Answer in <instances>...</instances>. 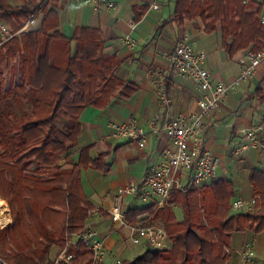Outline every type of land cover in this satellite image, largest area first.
I'll use <instances>...</instances> for the list:
<instances>
[{"label":"trees","instance_id":"1","mask_svg":"<svg viewBox=\"0 0 264 264\" xmlns=\"http://www.w3.org/2000/svg\"><path fill=\"white\" fill-rule=\"evenodd\" d=\"M21 3L13 7L0 0V23L12 35L0 47V109L8 110L0 123V198L11 218L0 227V264H44L53 245L61 249L73 234L87 229L93 208L82 190V172L110 170L104 161L107 152L91 160V147L80 150L70 169L62 168L61 161L78 145L80 114L88 106L104 110L114 96L127 99L137 87L114 75V57H102L100 31L84 27L67 38L50 9L54 0ZM36 12L41 14L39 25L17 35ZM261 14L260 4L245 6L241 0H176L173 19L181 24L184 18L199 16L206 32L219 31L222 48L233 56L264 48ZM256 94L264 102V90ZM13 107L20 109L18 117ZM62 119L70 120L67 129L60 126ZM249 181L256 210L247 212L230 211L235 191L224 180L173 189L169 204L178 205L181 218L170 210L163 224L171 249L146 248L122 264H227L235 234L264 231V175L252 170ZM148 210H128V223L135 224ZM69 252L74 256L69 264H94L92 252L83 245Z\"/></svg>","mask_w":264,"mask_h":264},{"label":"crops","instance_id":"2","mask_svg":"<svg viewBox=\"0 0 264 264\" xmlns=\"http://www.w3.org/2000/svg\"><path fill=\"white\" fill-rule=\"evenodd\" d=\"M8 2L13 7L22 4L21 0ZM251 2L259 4L254 0ZM175 7L176 0H118V8L106 12L95 10L91 0H54L50 7L58 16L59 32L67 38H72L84 27L100 31L104 38L102 57H114L117 61L114 75L137 87L136 93L127 99L114 96L104 110L86 107L78 119L81 126L78 145L70 158L61 161L62 168L70 169L85 147H91L88 153L91 160L107 152L104 161L110 167L108 173L88 168L81 175L83 193L93 208V214L87 216V228L96 230L104 239L107 254L104 264H111V253L115 258H122L123 243L128 240L130 232L128 227L163 228L168 212L180 209L177 204H169V200L158 206L157 199L151 195L145 201L139 195L127 196L122 200L121 212L149 208L148 212L135 224L128 223V227H117L111 221L113 197L128 183H140L145 179L162 162V154L170 146V139L164 133H152L149 123L155 121L161 125L167 117H179L197 108V90L170 65L176 46L185 42L195 50H203L207 55L205 69L213 82L222 83H228L239 75L242 69L239 60L251 51L248 48L229 56L222 48L219 31L206 32L199 16L184 18L178 24L173 19ZM131 40L134 45L130 44ZM257 89L264 90V61L250 80L241 83L236 91L228 92L204 120L201 133L203 147L218 159L219 165L213 177L201 182L198 188L212 181L224 180L234 187L233 200L253 197L249 176L252 170L264 175V149L242 151L240 147L243 145L242 131L257 127L264 112V102L259 100ZM130 117H134L146 132V143L142 148L134 141L113 135L110 124L127 122ZM177 178L184 185L187 173L182 171ZM136 200L146 204L138 205L134 203ZM7 210L6 217L0 220L1 227L11 220L8 207ZM251 240L256 257L263 258L264 231L254 235L251 230H245L234 235L233 254L230 253L227 264H239L238 249ZM58 248L53 245L49 249L44 264L51 263Z\"/></svg>","mask_w":264,"mask_h":264},{"label":"built area","instance_id":"3","mask_svg":"<svg viewBox=\"0 0 264 264\" xmlns=\"http://www.w3.org/2000/svg\"><path fill=\"white\" fill-rule=\"evenodd\" d=\"M94 9L101 12L114 11L118 8V0H91ZM163 1V0H154ZM243 5L253 0H241ZM262 7L260 23L264 25V0H254ZM35 24L34 17H29L21 31H26ZM12 35L8 28L0 23V47ZM131 45L134 41L131 40ZM206 53L195 50L185 42L179 43L170 58V65L180 76L190 81L198 92L199 99L194 112L179 117H167L161 125L155 121L149 123L152 133H164L170 139V146L162 154V162L140 183L130 182L113 197L111 221L117 227H128L126 213L121 212V203L124 197L138 196L145 201L148 196L157 199V205L163 206L170 197L173 189L184 191L198 188L200 183L211 179L219 165L211 153L204 149L201 133L204 120L225 99L228 92L236 91L239 85L252 78L256 68L264 61V48L257 52H246L239 60L242 69L233 80L228 83L213 82L211 75L205 69ZM165 99L164 95L162 96ZM113 135L137 143L144 147L146 132L134 117L127 122H113L110 124ZM243 132V145L240 150L264 149V112L259 125L246 129ZM187 173L186 183L181 185L177 175ZM230 209L237 212L256 210V198H236L231 202ZM93 213L90 211L88 217ZM128 239L134 246H145L153 251H168L171 249L169 238L162 227H128ZM83 245L92 252L94 264H104L107 254L104 239L98 236L96 230L85 229L73 234L64 247L59 249L52 264H69L73 254L69 251L73 247ZM239 264H257L253 241L243 243L238 249ZM111 264H122L120 258H113Z\"/></svg>","mask_w":264,"mask_h":264},{"label":"rangeland","instance_id":"4","mask_svg":"<svg viewBox=\"0 0 264 264\" xmlns=\"http://www.w3.org/2000/svg\"><path fill=\"white\" fill-rule=\"evenodd\" d=\"M33 17H34V20H35V24L34 25H32V26H30L29 28H36L37 27V25H39V20H40V17H41V14L40 15H38L37 14V12H36V14H33ZM4 24V23H3ZM5 25V24H4ZM6 26V25H5ZM7 27V26H6ZM28 28V29H29ZM22 30V29H21ZM19 31L18 33H17V35H19V33L20 32H25V30L24 31ZM9 31V30H8ZM10 34V33H9ZM11 35V34H10ZM3 108H4V106H3ZM5 110V111H4ZM4 110H2V109H0V123H1V118L3 117L2 116V113L4 114V113H6V112H8V110H6V109H4ZM12 110L14 111V113L16 114V116L18 117L19 115H20V109H18L17 107H13L12 108ZM5 115V114H4ZM71 125V122H70V120H64V119H62V120H60V126L63 128V129H67L69 126ZM0 137H1V125H0ZM131 199V198H130ZM0 200H1V198H0ZM4 202V201H3ZM133 201H131V203H132ZM149 202V201H148ZM6 205H7V203L6 202H4ZM134 203H136V204H138V205H144V204H146V203H144V202H142L141 200H136V201H134ZM7 207H8V205H7ZM9 209V208H8ZM174 211L177 213V215H178V218L180 219L181 218V210L180 209H178V210H175L174 209ZM232 213H235V212H237V211H231ZM9 213H10V211H9ZM11 221V220H10ZM8 224V223H7ZM1 227V226H0ZM4 227V226H3ZM123 240H124V238H123ZM123 248H124V250H123V252H122V254H121V257L123 258V259H125V260H132L133 258H135V257H137V256H139V255H141L145 250H146V247L145 246H141V245H139V246H134V245H132L131 244V242L129 241V239L127 240V241H125V243H123ZM59 249L60 248H58V252H59ZM58 254V253H57ZM57 256V255H56ZM55 256V257H56ZM54 257V258H55ZM258 257V258H257ZM256 257V260H257V262L259 261V259H260V261L258 262V264H264V257L262 258V257H260V256H257ZM113 258H115V254H113V253H111V254H109V259L110 260H112ZM122 258H120L121 260H122ZM107 259V258H106ZM54 260V259H53ZM53 260H51V263L50 264H52L53 263ZM261 260H263V261H261Z\"/></svg>","mask_w":264,"mask_h":264},{"label":"bare ground","instance_id":"5","mask_svg":"<svg viewBox=\"0 0 264 264\" xmlns=\"http://www.w3.org/2000/svg\"><path fill=\"white\" fill-rule=\"evenodd\" d=\"M8 213V210H7V207H6V204L0 200V220L2 221L6 215Z\"/></svg>","mask_w":264,"mask_h":264}]
</instances>
